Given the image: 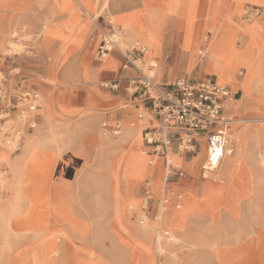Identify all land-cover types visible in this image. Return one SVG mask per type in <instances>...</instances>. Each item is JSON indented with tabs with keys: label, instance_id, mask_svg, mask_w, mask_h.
I'll use <instances>...</instances> for the list:
<instances>
[{
	"label": "rangeland",
	"instance_id": "374dc122",
	"mask_svg": "<svg viewBox=\"0 0 264 264\" xmlns=\"http://www.w3.org/2000/svg\"><path fill=\"white\" fill-rule=\"evenodd\" d=\"M74 1L77 3L78 1L80 2L78 3L79 9L83 14L88 16V33L86 34H84L83 28L81 29L82 31L80 30L81 19L80 23L76 22L74 25L69 23L73 15L67 13L65 9L67 6L75 7ZM110 1L111 0H95V6H93V0H40L38 5L42 8V11L48 3H51L53 9L51 16L58 10H63V13H57L54 20L51 22L39 21L36 24L37 28L32 32L27 31V24L22 21L21 18H23V14L31 9L34 1L26 7L17 6L19 11H13L9 4L0 8V12L10 10L12 14L18 13L17 17H14L15 22L13 23L14 28L12 29L15 32L13 35L14 40L18 43V41H21L19 38L26 39L27 37L25 34H27L31 37V41L26 42L28 51L32 50L31 52H33V56L30 58L27 57L26 54L20 55L18 53L14 56L15 59L7 58L5 63L0 60V82L4 91L2 103L4 115L0 117V139L6 148H9V144H12L14 138L19 135L10 128L15 126L18 112L22 111V109L26 112H31L28 109L30 100L28 97L26 98L25 95L33 99L37 93L41 94L40 99H38V104L41 109H38L37 112L39 113H36L33 118L34 120L39 118L36 126L31 128L32 122H35L34 120H31V122L27 124V131L33 133V136L19 135L17 137L18 144L22 147L23 157L17 159L6 156V158L4 157L0 159V177L3 176L4 178L3 184H0V205L4 208L6 207V209H12L13 202L16 200L17 194L21 191V194H23L25 198L24 209L30 208L29 200L26 197L28 182L41 175L42 177L51 176V173L49 172L42 174L43 167L41 165L46 162L47 159L32 154L38 148L36 152L53 156L56 161L54 163L56 164L57 169L65 168L66 170L69 167L71 168L72 164L74 165L75 173L70 183L69 191L74 213L78 221L81 223V229L75 233L68 227L67 230L61 228L43 237L36 244L29 241H23L21 245H14L10 240L14 234L12 229L14 225L13 223L7 232L8 236L5 241L0 239V264H42L37 249L49 242L50 239L55 238L69 243L65 257L57 258L56 264H131L132 256L126 239L131 240L134 245L144 250L150 259L156 257L152 246L139 238L133 230L128 229V227H126V222L121 218L120 206L121 203H124V198H122L120 170L124 159L123 154L125 149L123 150L121 148V151H119V148L116 150L117 144L111 146L113 147L112 149L111 147H108V144L111 142L115 143L122 138V129L110 125L109 119L105 116L94 115V113L73 115L70 108V104H72L74 100L75 105H77L78 108L84 106L83 100L89 102L91 106L98 107L94 100L90 103L89 96H86L84 99L86 88L88 87L95 92L97 97L101 98V101L106 100V97L109 98L110 95L118 93L121 96L130 94L135 98L136 105H141V99L135 93L136 86L132 85V82L138 79L140 75L136 72L134 76L123 77L122 74L124 72L133 69H125L127 62L119 52L117 53V56L120 59L118 72H102L95 83L89 82V84H86L84 80H81L83 74L82 68H84V66H81V61L84 58L89 62V69L100 64L96 60V54L102 38L108 32H105V30L101 32L102 29L98 24L100 23L99 18L101 16L106 17L109 25V32L115 31L112 26L113 21L108 9ZM255 1L260 2V5L264 4V0ZM124 2L129 7L137 8V3L135 1L124 0ZM252 4L253 3H251V5ZM209 6L213 20H218L221 23H224L225 21L227 24L229 22L233 28L235 26L234 29L239 34L241 33L240 35L243 37L241 40L243 44H246L247 39L253 38L258 40L264 49V35L259 25H248L246 21H249V18H247V16L243 18L235 11L234 13H230L227 5L221 0H209L208 7ZM65 13L66 15H64ZM83 14L82 16L86 18ZM262 14L263 13H260L261 16ZM60 15H64L62 19L60 18ZM167 18L174 26V32L177 37L174 46L177 44L180 55L181 45L183 44V31L178 28L180 22L179 16H171L168 14ZM73 19L75 20L77 18L74 17ZM96 24L98 25V28ZM55 25L58 26L57 30L61 34L58 39V50L60 52H65L67 48L78 40L82 41V44L68 56L71 58L70 61L68 60V62L61 67L62 70L61 72L59 71V73L61 76H64L63 78L66 83L60 85L58 84L57 79L53 78L52 75H46L49 72V65L55 63L54 54L52 53L56 52L57 44L53 41L45 40V37L41 34L42 26H44L42 32L46 33ZM137 26L139 29L141 28V25L137 24ZM21 31L24 33L20 34L19 32ZM139 31L135 47L132 49L140 48L146 52L144 42H142L145 29ZM164 32V28L158 33L154 32L155 35L151 38L154 52L150 54L146 52L140 63L141 69L149 75L151 74L148 72V58L156 56L161 59L163 50L160 47L161 41L159 36L163 35ZM17 36L18 41H16ZM205 36L206 33L203 32L197 53H199L200 50H205V44L203 42V37ZM20 45L22 46V44ZM148 48L149 47H147V49ZM114 49L115 51H119L116 47H114ZM1 58H3V54H0V59ZM72 60H75L79 67L75 73H70V68L66 67ZM164 65L168 67V58L164 60ZM191 65H193V62H190L186 67H182L178 62H175L173 63V66L168 68L174 76L181 75L183 81H188L184 73L191 67ZM199 67L201 66L199 65ZM161 70L162 69L159 65L158 72L155 75L157 80L160 78L159 73ZM201 70L206 71L205 68L202 67ZM195 71L196 68L192 70V75L195 74ZM77 72L78 75H76ZM115 83L120 84L119 92L117 93L114 92L117 90L105 87V85ZM218 83L226 87H231L233 95H237L236 93L239 89L234 84ZM62 92H64L62 95H64L67 100H65L66 106H69L65 111L59 109L57 102L59 94ZM254 93L257 95L255 96L256 100L258 97L261 98V96H263L261 91L255 90ZM37 97L39 98L38 95ZM8 103H11L12 105H8ZM242 104L243 102H240L238 108H236L233 107L231 103L228 108L231 110V112L230 110L227 111V113H229L228 118L232 117L234 120L241 121L233 126L236 128L244 127L250 124L246 121L251 119L252 124L257 126L260 133H262L264 130V101L263 103L257 101L256 104L249 103L246 108L247 112L242 109ZM141 110L139 111L140 113L142 112ZM140 113L138 114V117L140 116ZM28 120L30 119L28 118ZM105 123H107L110 128H119L117 130L121 133L114 137L111 133L112 129L104 127ZM156 125L157 123L149 125L148 127H154ZM228 126L231 127V125ZM148 127H144V129ZM144 129H142L138 141L142 145L140 147L141 150L149 154L150 151L143 143ZM261 137H263V135H261ZM196 145L198 146L199 152L194 155H197L196 161L199 162V155L203 149V144L200 140H196ZM5 147H2V152L8 154L9 151L7 153ZM255 148L257 150H255L256 152H248L245 158L246 160L240 169V175L242 177L246 176L248 180H250L248 186L253 187L254 190L250 191L251 193H249V196H254L256 200L255 209L259 210V212L253 214L254 217L252 215L250 221L261 223L264 221L261 213L262 209H264V183H260L259 178L261 175H264V171H262L264 170V166L259 163L260 147ZM12 151L19 153L17 149ZM173 152V150H169L168 152V155L172 160V165H177L185 159H191L190 161L194 162V156H189L186 153L182 157L181 154ZM218 179L220 181V178ZM164 182L162 183L161 188L165 185ZM142 185H146L145 182L140 183L137 195L145 199V193L143 194L142 192L143 189L140 191ZM235 185L238 186L237 184ZM238 193L239 192L236 191L235 195H239ZM164 200L165 199L162 198L160 201L161 209ZM148 217H150L151 221V216ZM54 218V216H51V219H53L52 226L56 221ZM141 221H143L142 215L135 211H130V222H132V224H136L141 229L143 227ZM57 227L59 228L58 225L54 228ZM246 237L235 238L234 241L241 242L246 239ZM7 244L14 248L4 257L2 254L3 247L7 246ZM46 253L45 257H47ZM46 260L48 259L46 258Z\"/></svg>",
	"mask_w": 264,
	"mask_h": 264
},
{
	"label": "bare ground",
	"instance_id": "6f19581e",
	"mask_svg": "<svg viewBox=\"0 0 264 264\" xmlns=\"http://www.w3.org/2000/svg\"><path fill=\"white\" fill-rule=\"evenodd\" d=\"M32 1L34 0H0V8L9 4L13 11H19L17 6L26 7ZM131 1H135L137 3V0ZM221 1L227 5L230 13H234L235 11L243 18L247 16V18H249V21H246L248 25H259L261 18L260 13H263L262 4L260 5V2H256L255 0H232L234 1V6L232 7L229 4L230 0ZM251 3L253 4L251 5ZM140 4L141 6H137V8L127 6L124 0H111L108 4V9L113 21L112 26L115 29L114 32H117L119 37L114 47H116L119 51H115L113 48L112 52L106 59H104V62L101 65H113L115 63V53L119 52L122 54L126 49H132L135 47L136 39L139 36V30L141 29H145L142 42H144L146 52L148 54L153 53L154 47L151 44V38L155 35L154 32L158 33L162 30L168 14L171 16L178 15L180 20L178 28L183 31V44L181 45V53L177 58L178 61L176 60V62H178L182 67L188 66L190 62H196L194 59L196 54L194 47L198 45V42H200V33L202 32H200V30L203 28L206 33V36L203 37L206 50L204 52L202 51L203 55H205V60H201L197 65H200L202 68H205L206 71H209L212 75L216 76L218 82L225 84L231 83L239 89V99H231L233 107L238 108L239 103L243 102L242 109L246 111L249 103L256 104L257 101L263 103L264 49L261 43L258 40L249 38L246 40V44H243L241 42L243 39L242 35H240L241 33L239 34L233 26L229 24V22L227 24L221 23L218 20H213L210 6L208 7L209 0L206 7H203L202 0H144ZM138 7L141 8L139 9ZM65 10L67 13L73 15L69 21L70 24L74 25L76 22L80 23V13L75 7L67 6ZM57 13H63V10L56 11L51 17L46 18L45 21H53ZM17 14L18 13L12 14L13 19H15L14 17H17ZM74 17L77 19L74 20ZM137 24L141 25L140 29ZM57 27L58 26L55 25L50 31L46 33L42 32V35H52L54 38L59 39L61 34L57 30ZM13 28L14 26L12 22L5 25L0 21V54H3V58L0 60L4 61V63L7 58L15 59L14 56L18 53L20 55L26 54L29 58L33 56V52H31L32 50L28 51L26 43L27 41H31V37L25 34L27 38H22L21 41H18L17 43L14 40L13 35L15 32L12 30ZM82 28L83 27L81 26L80 30ZM174 33L171 34L169 39V45L173 42V46L177 38L176 33ZM20 44H22V46ZM81 44L82 41L78 40L62 53L70 55ZM147 47L149 48L147 49ZM159 60V57L157 58L156 56L148 58V72H150L151 75L155 76L157 74L160 65ZM82 65L85 67L83 74L84 78L90 79V73L87 70L89 65L88 60L84 58L82 60ZM195 68L196 65L193 69ZM53 73L54 74L51 75L53 78L57 79V70H54ZM159 75L161 76V71ZM184 82L188 83L186 80H184ZM255 90L261 91L263 94V96H261V98L258 97L257 100L255 99V96H257L256 93H254ZM63 93L64 92L59 94L57 102L59 109L65 111L69 106H66L67 100L65 99V96L62 95ZM37 95L39 96L38 99H40L41 94L37 93ZM93 100L98 107L102 105V101L99 97H94ZM35 115L36 113L26 112L22 109V111H19L17 114V122L15 123V126L10 128L19 135L31 136L33 133H29L27 131V124L33 120ZM143 115L144 114L140 113L139 124L141 127L136 132H133L131 135L124 132L122 138L115 143H109L108 147L115 146L119 143L126 145L123 154L124 159L120 170L122 198H124V203H121L120 206L121 218L126 222V227L132 230L133 225L132 222H130V211H135L136 213L142 215L143 221H141V225H143V227L140 233L144 238H148L153 243L152 240L154 238L155 229L154 224H151L148 214L143 209L142 205L144 199L139 197L137 192L141 182H145L146 187L149 188L152 186H155V188H161V185L164 182V171L160 167L159 162L163 156H150L140 148L142 146L138 141L140 133L144 127L149 126L148 124L145 125L147 118ZM28 118L30 120H28ZM240 122V120H234L230 117V123L228 124L231 125V127L228 126V130H230L229 146L234 150V156L231 158H235L236 149L239 148V146H243L249 142H254L258 147H260L259 163L264 166V130L260 133L257 126L252 124L251 119L246 121L250 124L244 127L242 126L241 128H236L233 126ZM31 125V128H33L36 126V123L32 122ZM160 126L161 125L157 123L154 127ZM261 135H263V137H261ZM18 136L14 138V142L12 144H9V148H6L0 139V159L4 157L6 158V156L17 159H21L23 157L22 147L19 146L17 140ZM2 147H5V150L7 153L9 151V153L6 154L2 152ZM111 148L113 149V147ZM121 148L124 150V147ZM15 149H17L19 153L12 151ZM118 149L119 148L116 150ZM37 150H35L32 154L39 156L40 158L45 157L47 159V161L41 165L43 167L42 174L49 172L51 173V176L42 177L41 175L40 177L33 178L28 182L26 197L29 200L30 208L24 209L25 198L23 194H21V191L17 194L16 200L13 202L12 209H6V207L4 208L0 205V239L5 241L8 236L7 232L14 223L12 227L14 234L10 238L14 245H21L23 241H29L36 244L43 237L61 228L67 230L68 227L74 233L81 229V223L78 221L73 210L69 191L70 183L75 173L74 165L72 164V167H69L66 170L65 168L57 169L56 164L54 163L56 161L53 156L36 152ZM199 157L202 160V169L207 163L208 151L203 149ZM164 159H168L169 164L173 166L172 160L168 154L164 157ZM196 159L197 155L194 156V162H197ZM221 168L222 164L216 173L207 172L204 176L210 181L222 183L223 178L220 173ZM238 172L239 168L236 169L233 174V178L237 177L239 174ZM150 173H152L151 176H149ZM218 178H220V181ZM3 179V176H1L0 184H3ZM259 181L260 183H264V175L260 176ZM216 202H218V200H215V204ZM168 209L169 202L165 199L162 203L161 210L164 213L167 212ZM173 209L178 211L181 209V205L180 207L174 206ZM229 212L231 211L229 210ZM51 216H54V219L56 220L53 226V219H51ZM162 217L163 215L158 216L160 219ZM57 225L59 228H54ZM126 242L132 256L131 264H156L157 256L154 250L153 251L155 252L156 257L154 259H150L147 254L146 256H143L142 251L144 250L134 245L131 240L126 239ZM181 242V238H177L176 244L179 245ZM68 244L69 243H67V241L55 238L50 239L49 242L45 243L42 247H39L37 250L42 264H56L57 258L65 257ZM150 245L152 246V244ZM211 247L218 255L221 264H233L235 260H238L241 264H264V234H260L257 237H250L245 241V243L238 245L237 249L229 252L228 255L223 254V256H221L222 250L214 245ZM13 248L14 247L8 246V244L3 247L2 254L4 257L7 256ZM45 253L47 254V257H45ZM157 253L160 257H164L169 252L159 245ZM46 258L48 260H46Z\"/></svg>",
	"mask_w": 264,
	"mask_h": 264
},
{
	"label": "crops",
	"instance_id": "0c3cea01",
	"mask_svg": "<svg viewBox=\"0 0 264 264\" xmlns=\"http://www.w3.org/2000/svg\"><path fill=\"white\" fill-rule=\"evenodd\" d=\"M39 1L40 0H34L31 9L23 14V18H21L22 21L27 24L28 32L34 31L37 28L36 24L39 21L45 22V19L47 17H50L51 13L53 12L51 3H48L42 11V8H40L38 5ZM142 1L144 0H137V6H141L140 3ZM202 1L203 7H206L208 5V0ZM74 3L76 9L80 13V24L84 28V34H86L88 33V16L83 14L79 9V1L78 3L74 1ZM229 4L233 7L234 1L230 0ZM93 6H95V0H93ZM83 8L87 11L84 6ZM138 8L140 9L141 7ZM262 9L263 14L259 21V27L261 28V31L264 35V4L262 5ZM82 14L86 18H84ZM64 15H66V13ZM64 15H60V18L62 19ZM99 19L100 23L98 24L102 29L101 32H103V30H105V32H109V25L106 17L101 16ZM0 21L3 24L7 25L10 22L14 23L15 19H13L12 17V12L10 10H6L0 12ZM44 26L41 27V34ZM96 26L98 28L97 24ZM163 28L165 32L163 35L159 36L161 41L160 47L163 50V54L161 59L159 60L162 70L158 82L163 86H171L179 81H184L182 80L183 77H181V75L174 76V74L168 68L170 66H173V63L176 62L179 56V47H177V44L176 46H173L172 42L171 45H169L170 36L172 33H174V26L169 22L168 18L166 19ZM200 32V42H198V45L194 47V50L196 52L194 59L196 60V62L191 65V67L184 73V75L188 80L187 84L189 85H197L203 82H214L218 86L228 90L231 97L230 99L226 100L224 104V115L226 118H228L229 113H227V111L230 110L228 108L232 103L231 99H239V91L236 93L237 95H232L231 87H226L219 84L216 76L212 75L209 71L201 70V67L197 65L201 60H205V55H202L201 52H204L206 50L205 47V50H200L199 53H197L204 29L202 28ZM19 33L22 34L24 32L21 31ZM42 36L45 37V40L47 39V41H53L57 44L56 52L52 53L54 54L55 63L53 65H49V72L46 75L49 76L51 74H54V70H57L58 84L60 85L62 83H66L63 78L64 76H61L59 71L61 72V67H63L65 63L68 62V60L70 61L71 58L68 57V54L62 53L58 50V39L54 38L52 35ZM17 39L18 36L16 38V41H18ZM19 40H21V38H19ZM166 58H169L168 67L164 65V60ZM114 60L115 63L113 65H101L104 62V60H102L98 62L100 63L99 65L90 69L88 67L87 70L90 73V79L84 78L83 74L85 71V67L82 68L83 74L81 80H84L86 84H89V82L95 83L99 79V76L102 72H118L120 59L117 56V53H115L114 55ZM195 65L196 71L195 74L192 75L191 72ZM81 66H83L82 61ZM66 67L70 68V73H75V71L79 69L78 64L77 62H75V60H72ZM135 73V70H129L124 72L122 75L123 77L134 76ZM76 75H78V72L76 73ZM118 90L114 92L117 93L119 92ZM135 93L139 97V92L137 89H135ZM86 96H89L90 103L92 102L94 97H97L95 92H93V90H91V88L89 87L86 88L84 99L86 98ZM134 99L135 98H133V96H131L130 94L121 96L118 93L110 95L109 98L106 97V100H102V105L99 107L91 106L89 102L83 100L84 106L82 108H78V106L75 105V102H72V104H70V108L73 112V115L94 113V115H101L102 117L105 116L109 119L110 125L117 126L122 129L123 133L125 132L131 135L141 127L139 124L138 114L140 113L139 111L142 108L143 109L141 110V113L144 114L143 116H146L147 118L145 125H153L155 123H158L153 115L151 116L149 104L141 100V105L139 106L136 105ZM40 109L41 108H39V110ZM37 111L33 113L38 114L39 112ZM38 119L39 118L33 120L35 121V123H37ZM228 119L230 120V118ZM104 127L108 129L110 128L107 123L104 124ZM119 128H110L112 129L111 133L114 137L118 136L121 133L118 130L119 133L116 134V130ZM150 128L152 127L150 126L144 129L143 136L144 132ZM228 131L230 133V130ZM197 140H200L203 144V149L207 150L206 141L201 137H198ZM144 146L150 151V156L156 155L152 150H150L151 148H148V146L145 145V143ZM121 147H124L125 149L126 145L121 143L117 144V148H120L119 151H121ZM196 147L197 149L194 153L187 154L192 157L195 156L194 154L199 152L197 145ZM255 147L258 148L256 143L254 142H249L243 146L241 145L236 149V155L234 159L230 157L226 158L222 162V168L220 170L221 176L223 178L222 183L210 181L204 176L205 173L203 171V168L201 169V159L199 162H191V159H185L179 162V164L177 165L173 164V174L171 176H168V166L166 163L167 159H164L165 156L162 155L163 157L160 159L159 165L164 171L165 185H163L162 188H155V186L149 188L146 187V185H142L140 187V191L143 189V194L149 189L153 199L149 209L146 212L148 216H151V224L153 223L155 228L154 238L152 240L153 243L148 238H144L140 233L142 228L140 229L136 224H132V230L134 231V233L139 238L143 239L147 244H152L153 250L156 252L157 256V264H221L218 255L212 250L211 246L214 245L222 250L221 256H223V254L228 255L229 252L237 249L238 245H240L241 243H245V241L250 237H257L260 234H264V221L261 223H254L250 221L252 215L259 212V210L255 209L256 200L254 196H249V193H251L250 190H254L253 187L248 186L250 180H248L246 176L242 177L240 175V169L246 160L245 158L248 152L255 151ZM170 150H173L174 152L179 154L176 146H173ZM183 155L181 156L183 157ZM237 168H239V174L237 175V177L239 178H233V174L235 173ZM180 173H182L183 175L180 176ZM151 174L152 173H150L149 176H151ZM235 184H237L238 186H236ZM236 191L239 192V197L235 195ZM176 193H179L183 196V199L180 203L181 209L178 211L173 209L176 203ZM164 197H166L169 202V209L167 212L163 213L160 207V201ZM215 200H218L216 204ZM229 210L231 212H229ZM261 213L264 219V209H262ZM160 215H163L161 219L158 218V216ZM241 237H246V239L242 240L241 242L234 241L235 238ZM177 238H181L182 241L179 245L176 244ZM159 245L160 247L167 250V252H169L164 257H160L157 253ZM142 255L146 256L145 251H142ZM233 264L241 263L238 260H235Z\"/></svg>",
	"mask_w": 264,
	"mask_h": 264
},
{
	"label": "built area",
	"instance_id": "2783aa9c",
	"mask_svg": "<svg viewBox=\"0 0 264 264\" xmlns=\"http://www.w3.org/2000/svg\"><path fill=\"white\" fill-rule=\"evenodd\" d=\"M117 32H108L102 38L96 54V60L102 61L112 52L118 40ZM146 52L140 48L126 49L122 53L126 60L125 69L132 68L140 77L132 82L139 92V98L149 104L153 117L161 125L144 132V143L154 154L167 156L169 150L176 146L179 154L194 153L196 140L203 138L207 144L208 159L203 167L204 173H216L222 162L234 154L229 146L228 124L230 120L224 115V104L230 99V92L214 82L189 85L179 81L171 86L161 85L154 75L145 73L141 67ZM203 55V53L201 52ZM106 88L118 90L119 84L105 85ZM4 91L0 82V117L3 114ZM30 100L28 109L37 111L40 106L38 97ZM27 100V99H25ZM8 105H12L11 103ZM7 105V106H8ZM116 130V134H118ZM167 175L173 174L172 166L166 160ZM180 176L183 174L180 173ZM176 207H180L183 196L175 195ZM163 199H167L164 197ZM153 199L149 189L145 192L143 209L147 212Z\"/></svg>",
	"mask_w": 264,
	"mask_h": 264
}]
</instances>
